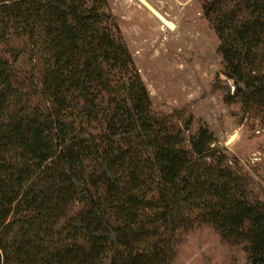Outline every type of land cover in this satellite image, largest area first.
Segmentation results:
<instances>
[{
    "label": "trees",
    "instance_id": "16d2710c",
    "mask_svg": "<svg viewBox=\"0 0 264 264\" xmlns=\"http://www.w3.org/2000/svg\"><path fill=\"white\" fill-rule=\"evenodd\" d=\"M203 12L226 99L264 105V0ZM191 126L154 111L106 0H0V264H172L203 224L264 264V204Z\"/></svg>",
    "mask_w": 264,
    "mask_h": 264
},
{
    "label": "rangeland",
    "instance_id": "374dc122",
    "mask_svg": "<svg viewBox=\"0 0 264 264\" xmlns=\"http://www.w3.org/2000/svg\"><path fill=\"white\" fill-rule=\"evenodd\" d=\"M157 114L191 131L207 124L213 157L264 204V105L228 102L233 80L224 74L221 41L204 15L206 0H106ZM188 134V132H187ZM188 144V143H187ZM244 244L222 241L203 224L181 236L172 264H249Z\"/></svg>",
    "mask_w": 264,
    "mask_h": 264
}]
</instances>
